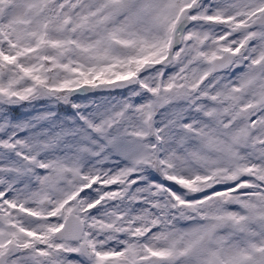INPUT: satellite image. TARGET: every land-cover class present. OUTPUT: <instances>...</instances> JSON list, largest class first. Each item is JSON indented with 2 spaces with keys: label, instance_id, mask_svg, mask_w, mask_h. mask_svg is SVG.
Masks as SVG:
<instances>
[{
  "label": "snow or ice",
  "instance_id": "obj_1",
  "mask_svg": "<svg viewBox=\"0 0 264 264\" xmlns=\"http://www.w3.org/2000/svg\"><path fill=\"white\" fill-rule=\"evenodd\" d=\"M0 264H264V0H0Z\"/></svg>",
  "mask_w": 264,
  "mask_h": 264
}]
</instances>
